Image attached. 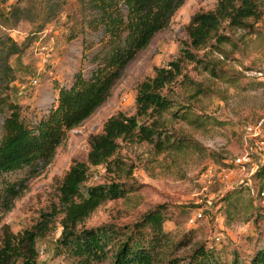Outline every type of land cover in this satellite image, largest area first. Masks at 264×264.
<instances>
[{"label":"rangeland","instance_id":"374dc122","mask_svg":"<svg viewBox=\"0 0 264 264\" xmlns=\"http://www.w3.org/2000/svg\"><path fill=\"white\" fill-rule=\"evenodd\" d=\"M215 2L183 0L167 25L125 63L109 95L65 130L46 164L2 174L15 184L17 193L7 204L0 203V224L21 231L34 224L42 211L58 209L61 178L72 163L82 161L87 178L80 192L87 185L110 181L123 182L126 192L96 205L76 228L109 224L131 232L146 213L157 211L168 234L154 264H193L200 255L210 258L209 251L216 263L229 264L232 255L247 259L257 247H264V176L255 173L264 161V2L248 19L247 28L222 29L231 39L219 45L222 52L209 47L194 50L197 57L215 62L225 79L185 59L181 71L198 82L201 92L192 96V89L179 82L180 75L161 90L172 102L163 112L168 129L201 148L158 153L145 141L121 142L118 153L125 164L119 174L104 164L86 162L88 135L100 131L110 114L134 111L138 82L180 55L190 15L212 8ZM87 11L79 0H0V99L15 103L26 123L56 104L58 87L67 86L75 71L89 74L99 33L81 18ZM186 104L209 116L204 126L195 127L172 115ZM5 112L0 103V133ZM233 188L240 191L228 194L224 202L222 195ZM62 215L58 211L46 232L35 239L37 264H81L58 242ZM141 229L143 234L149 231L145 225Z\"/></svg>","mask_w":264,"mask_h":264},{"label":"trees","instance_id":"16d2710c","mask_svg":"<svg viewBox=\"0 0 264 264\" xmlns=\"http://www.w3.org/2000/svg\"><path fill=\"white\" fill-rule=\"evenodd\" d=\"M182 1L79 0L82 8H88L87 13L82 12L81 18L99 33L98 43L90 55L93 66L89 74L84 76L80 70L75 71L67 86L58 87L56 104L31 123L20 117L15 103L0 99L6 111L0 133V203L7 204L17 193L15 184L3 179L2 174L23 166L46 164L65 130L80 123L109 95L125 63L147 45L156 31L167 25ZM263 2L216 0L212 8L194 11L185 26L187 41L180 55L169 61L167 67H156L152 76L138 82L132 113L118 110L105 118L100 131L88 135L86 162L104 164L108 170L119 174L125 164L118 153L121 142L145 141L158 153L181 150L186 146L196 150L201 148L196 141L185 140L168 129L163 112L171 108L172 102L161 90L180 75L179 82L192 89L191 95L201 92L198 82L181 71L185 59L198 62L213 77L225 79L215 62L197 57L194 50L209 47L222 52L219 45L231 41L222 29L247 28L248 19L258 12ZM171 113L195 127L204 126L209 117L195 113L187 104L179 105ZM129 172L130 167L126 170ZM255 173L264 176V161ZM86 178V163L75 161L63 174L58 186V209L51 206L42 211L34 224L21 231L13 232L5 223L0 224V264H37L35 239L46 232L58 211L63 214L59 219L58 242L77 256L81 264L104 259H107L105 264L156 263L160 246L167 241L168 234L162 230V217L157 211L146 213L138 231H119L109 224L76 228V224L96 205L126 192L123 182L110 181L87 185L82 193L79 187ZM238 191L234 188L226 191L222 199L225 202L228 194ZM144 225L149 231L143 234L141 226ZM212 253L208 252L210 258L200 255L193 264H218ZM263 261L264 247H257L247 259L232 255L229 264H259Z\"/></svg>","mask_w":264,"mask_h":264}]
</instances>
